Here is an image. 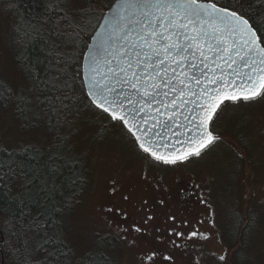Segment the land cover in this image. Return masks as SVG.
<instances>
[{
    "label": "snow or ice",
    "instance_id": "snow-or-ice-1",
    "mask_svg": "<svg viewBox=\"0 0 264 264\" xmlns=\"http://www.w3.org/2000/svg\"><path fill=\"white\" fill-rule=\"evenodd\" d=\"M49 11L53 15L45 23L77 44L85 29L59 5ZM97 12L95 7L87 12L96 23L91 43L84 44L87 51L82 53L83 65L77 75L89 107L108 121L98 133L101 138L118 124L146 161L175 167L202 160L223 143L215 125L224 108L264 100V35L244 11L218 0H114L110 6L101 4L98 16ZM61 28L65 31L60 32ZM63 75V68L57 67L48 82L61 95L45 99L67 111ZM0 96L10 99L11 89L0 88ZM66 146V138L61 137L47 151L32 146L19 151L0 148V198L7 201L11 213L5 223L19 224L39 237L36 248L45 253L40 264H67L73 255L57 218L68 207L60 177L70 164L78 163L66 153ZM28 153L31 162L16 159ZM117 183L113 180L110 185L114 196L119 194ZM152 220L153 215L145 212L132 231L144 233ZM208 222L215 227L214 221ZM250 227L246 224L245 230ZM173 235L185 241L211 238L210 233L198 230L185 236L169 229V236ZM169 243L173 248L187 246L176 239ZM210 255L215 264H231L227 248ZM174 259L170 252L154 249L142 255L141 264H157L158 260L159 264H174Z\"/></svg>",
    "mask_w": 264,
    "mask_h": 264
},
{
    "label": "rangeland",
    "instance_id": "rangeland-1",
    "mask_svg": "<svg viewBox=\"0 0 264 264\" xmlns=\"http://www.w3.org/2000/svg\"><path fill=\"white\" fill-rule=\"evenodd\" d=\"M13 24L6 2L0 7V79L15 94H26L31 82L17 61ZM2 109L0 142L8 147L30 142L45 148L53 141L40 111L20 120L13 103ZM74 123L79 127L76 149L85 154L93 173L81 201L64 216L67 238L74 249L69 264H84L88 252L97 257L102 249L114 259V264H141L142 255L154 249L170 252L174 264H215L210 253L224 248L228 249L231 264H264V100L224 108L215 127L226 141L202 160L175 167L146 161L138 154L130 134L118 124L109 127L101 138L98 133L108 121L92 107ZM177 173L181 174L178 177L184 175L188 181L201 184L196 188L205 191L195 200L193 210L176 206L170 198L169 189L177 184H167ZM113 180L119 188L115 196L110 191ZM125 196L129 199L124 200ZM108 208L113 212L108 213ZM145 212H150L153 220L144 233H135L132 226L140 224ZM171 216L175 220L169 219ZM209 220L214 221L215 227ZM246 224L251 225L247 230ZM169 229L185 236L198 230L210 233L211 238L185 241L169 236ZM106 235L112 237L108 240ZM238 235L246 236L249 242L246 252ZM171 239L187 246L173 248Z\"/></svg>",
    "mask_w": 264,
    "mask_h": 264
},
{
    "label": "trees",
    "instance_id": "trees-1",
    "mask_svg": "<svg viewBox=\"0 0 264 264\" xmlns=\"http://www.w3.org/2000/svg\"><path fill=\"white\" fill-rule=\"evenodd\" d=\"M6 2L14 17L13 34L18 46L17 61L29 75L31 86L29 93L15 94L12 87L0 79V88L11 89L12 92L10 99L0 96V108L13 103L15 115L20 120L30 117L33 113L37 114L35 110L40 111L38 113L41 114L45 129L53 141L45 148L37 147L30 142L8 147L1 141L0 148L7 147L13 151H19L32 146L35 149L47 151L50 146L58 142V138H66L65 151L71 158L78 160V163L70 164L60 177L59 182L63 184V198L68 200V207L62 217L57 218L60 220L59 230L63 233L67 247L74 255V249L67 238L64 216L70 208L81 201V196L87 186L89 187L93 173V169L85 159V154L76 149V143L79 140L76 131L79 127L74 122L84 111L91 108L86 89L82 86L81 78L77 73L82 67V53L86 51L84 44L90 42L92 26L96 23V18L87 15L89 8L95 7L98 10V16L101 4L110 6L114 0H0V7ZM218 2L244 11L259 33L264 35V0H218ZM56 5H59L62 12L68 13L75 21H78L80 28L85 29L77 44L74 45L67 35L58 34L52 24L45 23L47 18L53 15L49 9ZM59 14L61 13H56V15ZM34 28L38 30L34 31ZM59 31L63 32L65 29L61 28ZM67 31L70 32L71 29ZM26 33L29 35L26 36ZM58 59L63 61L62 65L57 63ZM57 67L63 68L62 83L67 85L62 89L63 95L68 97L63 101L68 106L67 111H64L59 103L49 104L45 99L61 95L48 83L56 75ZM74 117L78 118L73 122ZM30 155L31 153L17 155L16 159L28 163L31 162ZM15 189L16 185H13V190ZM60 199L61 197L57 196V200ZM0 210H2L0 211V246L2 247L0 264H40L45 253L36 248L39 237L26 232L19 224L5 223L9 220L11 213L8 210L7 201L3 198H0ZM108 237L112 236L106 235V238ZM98 252L97 257L88 252L84 258V264H104V258H107L106 264L115 263L103 249ZM92 260L96 262L93 263ZM68 261L67 264H69Z\"/></svg>",
    "mask_w": 264,
    "mask_h": 264
},
{
    "label": "flooded vegetation",
    "instance_id": "flooded-vegetation-1",
    "mask_svg": "<svg viewBox=\"0 0 264 264\" xmlns=\"http://www.w3.org/2000/svg\"><path fill=\"white\" fill-rule=\"evenodd\" d=\"M226 140L223 139V142H225ZM227 145V143H224ZM241 150H243V148H240ZM180 173H177L175 176V179H169V182L167 184V187L169 186H173L176 185L174 187H170L169 189V195L171 196L170 198L172 199V201L174 202V204L184 210H193V205L196 199H198L199 197H201L202 195H204L203 190H198L196 188V185H201V184H196L194 181H188L184 175L182 177H178L180 176ZM172 201L170 200V203H172ZM251 224V220L249 221ZM238 240L242 242L243 246V250L246 252L249 242H247L246 240V236H237ZM248 254V253H247Z\"/></svg>",
    "mask_w": 264,
    "mask_h": 264
},
{
    "label": "water",
    "instance_id": "water-1",
    "mask_svg": "<svg viewBox=\"0 0 264 264\" xmlns=\"http://www.w3.org/2000/svg\"><path fill=\"white\" fill-rule=\"evenodd\" d=\"M89 43H91V39H90V42ZM86 51H87V49H86ZM85 51V52H86ZM82 65H83V62H82ZM0 251H2V247L0 246ZM3 253V252H2ZM2 261L4 262V256H3V254H2Z\"/></svg>",
    "mask_w": 264,
    "mask_h": 264
}]
</instances>
